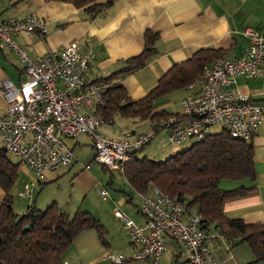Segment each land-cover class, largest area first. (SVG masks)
I'll list each match as a JSON object with an SVG mask.
<instances>
[{"label": "built area", "instance_id": "1", "mask_svg": "<svg viewBox=\"0 0 264 264\" xmlns=\"http://www.w3.org/2000/svg\"><path fill=\"white\" fill-rule=\"evenodd\" d=\"M36 33L47 34L40 18L5 19L0 13V49L14 51L26 75L20 86L9 80L0 83V96L6 102L0 115V152L17 157L32 173L21 197H30L38 184L48 183L53 175L73 165L75 155L66 140L81 135L92 141L95 161L110 172L123 173L162 130L167 131L168 144L175 146L200 142L216 127L235 139L251 142L264 124V103L226 89L239 77L251 80L264 74V29L245 31L249 44L243 56L218 59L205 66L203 76L188 87L181 117L150 120L145 132H127L121 140L101 132L113 120H106L98 109L105 105V96L114 86L107 82L89 84L95 49L74 42L62 51L31 56L15 37ZM99 195L103 201L109 199L104 190ZM137 196L138 212L145 224H136L119 209L114 212L138 248L132 259L160 264L168 241L174 240L187 255L186 264H221L211 248L225 236L208 229L201 215L187 216L186 201L157 187ZM108 259L112 264L127 261L124 256L109 255Z\"/></svg>", "mask_w": 264, "mask_h": 264}, {"label": "crops", "instance_id": "2", "mask_svg": "<svg viewBox=\"0 0 264 264\" xmlns=\"http://www.w3.org/2000/svg\"><path fill=\"white\" fill-rule=\"evenodd\" d=\"M0 13L5 19L24 20L32 16L38 17L46 25L45 35L18 34L15 37L17 43L31 56L49 51H62L74 42L84 48L93 47L96 57L89 84L105 82L112 77L107 83L122 85L130 100L134 102L145 98L170 69L188 61L200 49H222L226 52L225 58H239L244 55L249 44L244 35L245 31L248 28L264 29V0H118L100 10V15L94 18L85 8L78 9L68 3L0 0ZM146 32L157 36L155 44L157 55L151 58L144 68L131 74L115 76L126 66L128 60L143 54ZM5 80L20 86L26 80V75L18 55L14 51L0 49V83ZM226 89L264 103V74L251 80L239 77L236 83ZM185 91L187 96L189 91L188 89ZM169 96L163 98L162 103L157 105V102L155 103L154 112L174 113L167 111L171 106L166 102ZM5 110V99L0 96V115L4 114ZM111 119L112 126L102 128L101 132L105 137L115 140H121L127 132H145L150 124V120L124 119L120 114ZM252 143L257 171L256 182L223 181L225 190L251 188L243 196L225 201L223 210L230 218L241 219L246 224H264V124ZM67 146L74 153V148L68 144ZM136 157L140 158L138 154ZM77 161L75 157L72 166L61 174L59 171L53 175L48 183L38 184L30 197H22L29 199L30 202L26 212L19 214L21 210L19 206L14 205L13 190L19 185L21 194L24 185L32 178L31 171L22 167L27 174V180L21 182L17 180L11 191L15 212L23 216L29 208L45 210L53 203L64 206L63 210L67 214L68 209L71 212H77L79 209L91 212L88 208L83 209L86 200L82 201L80 198L75 199L78 203L82 201L78 204L70 199L60 200L57 195H46L43 198L33 196L38 190H44L47 184L57 182L70 173L75 174L80 190L94 193L97 182L89 173L78 172L74 166ZM5 197L6 193L0 188V208ZM116 201L113 200V203ZM129 202L133 203L132 197L129 198ZM93 216L104 225L108 233L107 244L100 240L97 231H85L74 240L64 255V263L112 264L108 256L113 255L127 258L122 264H147L146 261L132 259L138 248L132 243L129 232L114 215ZM130 219L136 224H145V219L140 214L133 215ZM168 242V249L160 264H186L187 255L180 244L174 240ZM211 249L214 259L221 264H253L255 261L254 255L245 243L232 246L226 238L220 237Z\"/></svg>", "mask_w": 264, "mask_h": 264}, {"label": "trees", "instance_id": "3", "mask_svg": "<svg viewBox=\"0 0 264 264\" xmlns=\"http://www.w3.org/2000/svg\"><path fill=\"white\" fill-rule=\"evenodd\" d=\"M44 1L85 8L94 18L100 15V10L118 0ZM156 41V35L146 32L143 54L128 60L115 76L144 68L157 55ZM225 57L222 49H200L191 59L170 69L145 98L136 102L130 100L122 85H113L105 96V105L98 112L106 120L116 114L138 121L181 117L179 113L154 112L155 103L177 91L187 90L203 76L205 66ZM252 142L235 139L221 129L164 162L136 157L125 166L122 175L137 193L157 187L173 198L186 201L187 216L201 215L207 228L224 235L232 246L247 244L255 257L253 264L261 263L264 262V224H246L241 219L230 218L223 210L225 201L243 196L251 188H221L225 180L256 182ZM19 169L20 163L12 162L7 153L0 152V188L6 193L0 208V264H64V255L74 240L89 230L97 231L100 240L107 244L104 225L87 211L79 209L70 216L53 203L45 210L29 208L25 215L17 214L11 191L17 183ZM20 217L22 219L17 222Z\"/></svg>", "mask_w": 264, "mask_h": 264}, {"label": "rangeland", "instance_id": "4", "mask_svg": "<svg viewBox=\"0 0 264 264\" xmlns=\"http://www.w3.org/2000/svg\"><path fill=\"white\" fill-rule=\"evenodd\" d=\"M186 94L187 93L185 90H180L171 94L166 100V102L170 103L171 105L167 111L182 113V101L185 99ZM163 100L164 99L157 101L156 105L158 103H162L161 101ZM111 126L112 125H109L105 128ZM219 131H221V128L216 127L211 130V133H217ZM66 143L71 146V148H74L75 157L78 160L74 166L79 170L78 172H80V174L89 173L94 177V181L97 182L94 193L86 192V190H80V187L76 182L75 174L70 173V175L64 176L63 179H60L57 182L47 184L44 190H38V192L33 193V196L36 195L38 198H43L46 195H57L60 200L66 201L70 199L73 202H75V199L80 198L82 201L86 200V203L83 205V209H90L92 213H89L92 215H114L116 209H119L121 212L125 213L129 218H132L133 215H139L138 206L140 202L137 192L132 188V186L127 182L120 172H110L103 165L95 161L96 152L88 135H81L78 138L66 140ZM193 143L194 141H188L180 146L170 145L167 142V131L162 130L158 133L150 145L137 154L141 159L147 158L148 160L154 162H164L177 153L188 149L193 145ZM8 157L12 162L20 163L17 157L11 154H8ZM87 167H89V170L86 169ZM65 170L66 169H63L59 173L61 174ZM26 180L27 174L20 165L18 181L21 182ZM223 183L222 188H224ZM72 188H74L73 191ZM20 189L21 188H19V185H17L13 190L15 193L14 205L20 207L21 211L19 214H24L30 201L29 199L19 196ZM100 190H104L108 193V201L102 200L99 195ZM124 193L128 194L129 196L125 195ZM130 197L133 198V203L129 202ZM114 198L117 200L116 203H113V200H115ZM82 201H79V203L76 201L75 203L80 204ZM44 208H46V206H44ZM60 208H64V206H60ZM67 212L71 216L76 213L75 211L71 212L69 209Z\"/></svg>", "mask_w": 264, "mask_h": 264}, {"label": "water", "instance_id": "5", "mask_svg": "<svg viewBox=\"0 0 264 264\" xmlns=\"http://www.w3.org/2000/svg\"><path fill=\"white\" fill-rule=\"evenodd\" d=\"M62 210H63V208H61ZM22 219V217H20L19 219H18V221L17 222H19L20 220ZM29 227L27 226L26 228H25V230H27Z\"/></svg>", "mask_w": 264, "mask_h": 264}]
</instances>
